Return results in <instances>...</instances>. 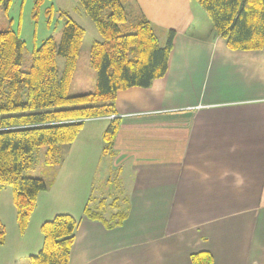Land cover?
Wrapping results in <instances>:
<instances>
[{
    "label": "crops",
    "instance_id": "0c3cea01",
    "mask_svg": "<svg viewBox=\"0 0 264 264\" xmlns=\"http://www.w3.org/2000/svg\"><path fill=\"white\" fill-rule=\"evenodd\" d=\"M134 1L162 43L175 32L166 74L118 91L113 156L103 154L110 116L85 121L43 177L49 188L24 233L12 188L0 191V264H31L42 225L59 214L80 221L70 264H194L198 252L214 264H264V47L229 48L196 0ZM85 37L80 53L90 54L100 34ZM112 174L115 195L104 190ZM87 205L106 220L127 217L108 228L85 217Z\"/></svg>",
    "mask_w": 264,
    "mask_h": 264
},
{
    "label": "trees",
    "instance_id": "16d2710c",
    "mask_svg": "<svg viewBox=\"0 0 264 264\" xmlns=\"http://www.w3.org/2000/svg\"><path fill=\"white\" fill-rule=\"evenodd\" d=\"M8 7L11 0H0ZM42 0H38L37 8ZM208 14L216 34L233 50L264 47V0H196ZM93 20L100 40L90 51V66L97 72L95 88L83 94H69L77 68L85 29L68 13L61 38L53 36L35 47L28 70L22 69L25 41L19 31H0V191L11 187L21 233L28 227L38 195L49 188L43 177L26 175L40 159L53 173L63 161V146L76 140L85 120L116 114L118 91L149 87L166 74L175 32L160 41L153 24L135 8L134 0H79ZM50 22L53 11H48ZM58 57L65 59L62 71ZM120 118L111 119L104 131L103 154L114 155ZM53 179V176H52ZM85 217L99 219L108 228L121 225L126 211L106 220L101 211L87 205ZM80 221L59 214L42 225L44 245L30 258L31 264H70V255ZM6 228L0 219V245ZM194 264H214L209 252L192 255Z\"/></svg>",
    "mask_w": 264,
    "mask_h": 264
},
{
    "label": "rangeland",
    "instance_id": "374dc122",
    "mask_svg": "<svg viewBox=\"0 0 264 264\" xmlns=\"http://www.w3.org/2000/svg\"><path fill=\"white\" fill-rule=\"evenodd\" d=\"M38 0H11L7 7L4 2L0 1V31L13 29L19 31L21 38L25 41L26 47L22 69L28 70L32 63V53L35 47L40 46L43 41L51 36L59 40L62 34L64 21L60 19V12L64 11L75 19L84 29L87 39L96 38V26L93 20L86 14L85 9L74 0H42L37 8ZM53 11L52 21L50 14ZM101 39V36H100ZM98 39V40H100ZM90 54L81 52L76 71L73 75L69 89L71 96L92 91L96 86L97 72L90 66ZM65 65V59L58 57V67L62 71ZM116 118L118 116L114 114ZM88 120V119H87ZM86 121V120H85ZM46 147H42L39 152L38 164L25 172L26 175L34 177L48 178L51 172L50 167L43 163V157ZM45 171V173H43ZM50 172V173H49ZM110 181L104 184V190L107 194L114 193L120 185V180L116 175L110 176ZM99 181L96 183V189L101 187ZM97 191V190H96Z\"/></svg>",
    "mask_w": 264,
    "mask_h": 264
},
{
    "label": "built area",
    "instance_id": "2783aa9c",
    "mask_svg": "<svg viewBox=\"0 0 264 264\" xmlns=\"http://www.w3.org/2000/svg\"><path fill=\"white\" fill-rule=\"evenodd\" d=\"M110 118H111V119H114V118H116V116H115V115H112V116H110Z\"/></svg>",
    "mask_w": 264,
    "mask_h": 264
}]
</instances>
